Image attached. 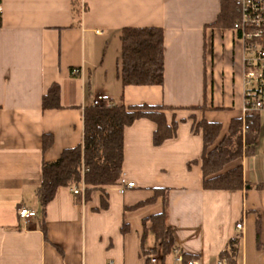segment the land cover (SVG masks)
Segmentation results:
<instances>
[{"label": "crops", "instance_id": "1", "mask_svg": "<svg viewBox=\"0 0 264 264\" xmlns=\"http://www.w3.org/2000/svg\"><path fill=\"white\" fill-rule=\"evenodd\" d=\"M73 1L0 2V264H185L175 253L161 262L151 217L164 203L156 190L168 194L175 248L196 264H220L233 240V264H264V189L256 188L264 183V110L255 154L228 165L242 164L251 187L203 186L198 124L220 123L221 139L245 105L244 44L232 27L215 25L222 0H78L79 14ZM125 27L164 29V84L123 86ZM54 84L61 107L44 109ZM99 95L126 107L162 106L176 132L156 146L157 124L135 120L124 131L121 174L135 186L92 188L88 200L61 186L44 216L43 163L82 143L85 108ZM21 208L37 214L26 220Z\"/></svg>", "mask_w": 264, "mask_h": 264}, {"label": "trees", "instance_id": "2", "mask_svg": "<svg viewBox=\"0 0 264 264\" xmlns=\"http://www.w3.org/2000/svg\"><path fill=\"white\" fill-rule=\"evenodd\" d=\"M1 1V0H0ZM74 10L79 14L78 0H74ZM238 17L236 0H222L221 12L215 25L232 27ZM2 16L0 15V26ZM122 55L119 76L123 86L162 85L165 81V32L160 27H125L121 33ZM60 87L51 86L43 97V108H58ZM162 106H130L122 102L105 101L90 105L84 111V137L81 144L66 149L54 162H44L42 181L37 189V197L45 216L48 204L54 199L59 187H80L86 185L85 198L89 199L92 188L114 185L121 177L124 162L125 128L139 118H149L157 124L154 144L162 145L174 136L177 123H167ZM248 129L243 134V118H234L228 132L219 139L222 126L218 122L201 121L204 151L202 154L203 186L206 190H241L246 185L242 164L232 168L228 165L253 156L259 142L260 118L258 112L247 114ZM264 189V183L256 185ZM162 194L164 210L151 217L152 230L157 241H161V262L174 253L176 241L168 224V194ZM45 230V229H44ZM238 242L231 241L230 247L221 255L233 264L238 254ZM191 257L184 254L183 262L188 264Z\"/></svg>", "mask_w": 264, "mask_h": 264}, {"label": "built area", "instance_id": "3", "mask_svg": "<svg viewBox=\"0 0 264 264\" xmlns=\"http://www.w3.org/2000/svg\"><path fill=\"white\" fill-rule=\"evenodd\" d=\"M236 11L238 17L232 29L243 42L245 49V105L243 108V134H245L248 129L247 114L264 110V0H236ZM0 15H2L1 3ZM73 72L77 73L79 70L73 69ZM105 101H111L109 96L99 95L92 104L99 105ZM116 184L122 193L135 186L134 182H127L123 177H120ZM85 188L86 185L82 184L80 187L74 186L72 191L75 194H83ZM36 214L34 210L28 208L18 210V215L26 220L35 217ZM237 227L241 228L242 223L237 224ZM174 253L176 260L183 262V252L175 248ZM147 257L152 262L157 260L153 250L148 252ZM188 264H196V262L190 260ZM220 264H229L228 259L222 258Z\"/></svg>", "mask_w": 264, "mask_h": 264}, {"label": "rangeland", "instance_id": "4", "mask_svg": "<svg viewBox=\"0 0 264 264\" xmlns=\"http://www.w3.org/2000/svg\"><path fill=\"white\" fill-rule=\"evenodd\" d=\"M160 250L162 251V249L160 248Z\"/></svg>", "mask_w": 264, "mask_h": 264}]
</instances>
